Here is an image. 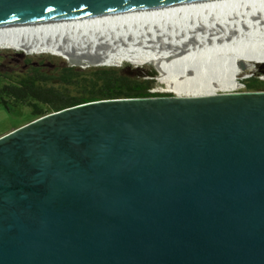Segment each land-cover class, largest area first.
I'll return each mask as SVG.
<instances>
[{"label":"water","instance_id":"1","mask_svg":"<svg viewBox=\"0 0 264 264\" xmlns=\"http://www.w3.org/2000/svg\"><path fill=\"white\" fill-rule=\"evenodd\" d=\"M159 1L0 0V20ZM0 169V264H264V90L49 112L0 138Z\"/></svg>","mask_w":264,"mask_h":264},{"label":"bare ground","instance_id":"2","mask_svg":"<svg viewBox=\"0 0 264 264\" xmlns=\"http://www.w3.org/2000/svg\"><path fill=\"white\" fill-rule=\"evenodd\" d=\"M0 47L82 67L147 63L178 96L210 95L238 87L240 70L264 59V0H163L0 20Z\"/></svg>","mask_w":264,"mask_h":264},{"label":"trees","instance_id":"3","mask_svg":"<svg viewBox=\"0 0 264 264\" xmlns=\"http://www.w3.org/2000/svg\"><path fill=\"white\" fill-rule=\"evenodd\" d=\"M0 72V103L9 106L24 104L30 114L39 117L66 107L116 97H149L163 95L149 92L154 83L138 67L129 65L79 68L66 65L45 66L41 61ZM264 65V64H263ZM260 65L255 74L242 79V91L264 90V74ZM236 82L240 84L239 80Z\"/></svg>","mask_w":264,"mask_h":264},{"label":"rangeland","instance_id":"4","mask_svg":"<svg viewBox=\"0 0 264 264\" xmlns=\"http://www.w3.org/2000/svg\"><path fill=\"white\" fill-rule=\"evenodd\" d=\"M25 57L30 58L31 63L33 64H38V62L41 61L43 65L48 67L59 65L61 61L67 65L66 63L67 61L64 58L50 53H23L21 51L14 50L12 48L0 47V72L11 68L16 69L17 67L23 66L25 64L24 62ZM125 64L129 65L131 68L138 67L140 69V72H143L146 77L153 78L154 83L152 87L155 88V91H159V92L161 91L160 94L177 95L173 90H167V86L164 83H161L157 80L156 71L152 69V66L150 64L121 61L118 64V66ZM263 64H264V59L254 60L252 62V66H253L252 72H250V70L248 71L246 69L245 70L241 69L237 79L241 83L242 79H245L255 74L260 65H262L261 67L264 68ZM113 65L114 64H111L110 66ZM72 66H76L79 68H87V67L92 68V67H104L107 65H86L83 67H81L80 65H72ZM3 83L4 81L0 79V85ZM239 91H242V89L240 87H236L230 91L219 90V89L211 90L210 93L213 94V93H221V92H239ZM9 107L10 108L7 109L0 103V138L9 134L11 131L19 128L20 126H22L23 124L34 118V116L30 114V108L24 104H18L17 106H13V107L9 106Z\"/></svg>","mask_w":264,"mask_h":264},{"label":"built area","instance_id":"5","mask_svg":"<svg viewBox=\"0 0 264 264\" xmlns=\"http://www.w3.org/2000/svg\"><path fill=\"white\" fill-rule=\"evenodd\" d=\"M119 63H114V65H118ZM259 79H262V78H264V74H262V75H259V76H257ZM238 87H240L241 89L243 88V84H242V82L239 84V86ZM149 90V92H156V93H158L159 91H155V88H153V87H151L150 89H148ZM159 93H161V91L159 92Z\"/></svg>","mask_w":264,"mask_h":264},{"label":"flooded vegetation","instance_id":"6","mask_svg":"<svg viewBox=\"0 0 264 264\" xmlns=\"http://www.w3.org/2000/svg\"><path fill=\"white\" fill-rule=\"evenodd\" d=\"M42 116V115H41ZM35 118H37V117H34L33 119H35ZM32 120V119H31ZM24 150V147L22 148V149H19V153H20V151H23ZM16 155H18V153L16 152L15 153ZM19 156V155H18ZM15 163H17V162H15ZM2 169H0V171H1ZM2 172H4V173H6V174H8V172L5 170V171H2ZM2 172H0V173H2Z\"/></svg>","mask_w":264,"mask_h":264}]
</instances>
